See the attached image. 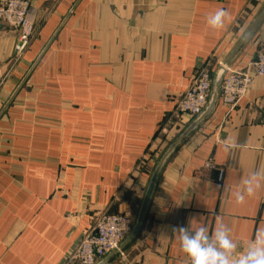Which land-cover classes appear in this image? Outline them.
I'll return each mask as SVG.
<instances>
[{
  "label": "crops",
  "instance_id": "obj_1",
  "mask_svg": "<svg viewBox=\"0 0 264 264\" xmlns=\"http://www.w3.org/2000/svg\"><path fill=\"white\" fill-rule=\"evenodd\" d=\"M263 5L30 0L35 34L20 57L17 31L0 23V264H74L102 213L135 218L158 159L194 119L177 101L200 69L215 73ZM221 8L225 26L213 29L207 18ZM260 50L264 20L232 67ZM209 159L225 169L222 182ZM254 172L264 173L261 76L177 149L141 233L112 264H191L172 231L191 223L209 234L222 223L242 251L264 227V182L242 205L233 195Z\"/></svg>",
  "mask_w": 264,
  "mask_h": 264
},
{
  "label": "built area",
  "instance_id": "obj_2",
  "mask_svg": "<svg viewBox=\"0 0 264 264\" xmlns=\"http://www.w3.org/2000/svg\"><path fill=\"white\" fill-rule=\"evenodd\" d=\"M29 10L30 0H0V23L18 33L15 57H20L26 51L35 34V25L29 18ZM213 75L208 67L196 73L190 86L176 103V112L179 115L193 119L204 110L210 97ZM255 76L264 77V50H260L245 67L228 69L221 87L222 104L229 110L234 109L248 95ZM204 166L217 170L219 182L223 181V167H217L212 159L206 161ZM134 219L128 212L102 213L95 226L83 234L67 262L97 264L126 238Z\"/></svg>",
  "mask_w": 264,
  "mask_h": 264
},
{
  "label": "clouds",
  "instance_id": "obj_3",
  "mask_svg": "<svg viewBox=\"0 0 264 264\" xmlns=\"http://www.w3.org/2000/svg\"><path fill=\"white\" fill-rule=\"evenodd\" d=\"M227 17L224 9H217L209 14L207 24L213 29H222ZM225 146L230 149L237 145L225 141ZM262 182L264 173L261 172H254L244 179L241 187L233 193L236 204H244L246 197H252ZM172 231L191 264H264V227L257 228L254 238L246 243L242 251H238V243L231 238L230 229L222 223L211 234L205 225L193 228L192 223L190 227H173Z\"/></svg>",
  "mask_w": 264,
  "mask_h": 264
},
{
  "label": "water",
  "instance_id": "obj_4",
  "mask_svg": "<svg viewBox=\"0 0 264 264\" xmlns=\"http://www.w3.org/2000/svg\"><path fill=\"white\" fill-rule=\"evenodd\" d=\"M264 20V5L261 10L258 12L257 16L245 31L240 40L236 43L234 48L231 50L229 55L223 60L218 66L217 70L213 75L211 93L208 100V103L204 110L197 115L178 135L177 137L169 144V146L162 153L160 158L158 159L152 173L150 175L148 185L144 192L143 198L140 203V207L138 209L137 215L134 219V223L130 233L126 236V238L120 243V245L107 254L104 258H102L97 264H112L117 258L125 254V252L130 248L133 242L137 239L139 234L141 233L144 223L146 221L147 214L149 212V208L151 206L154 193L157 188V184L162 175V172L167 165L168 161L177 151V149L185 142L186 139L190 137L204 122H206L216 110L220 97H221V87L223 83V79L229 68L232 67L233 63L241 53V51L245 48L251 38L254 36L259 26ZM13 97L8 102V105L11 103ZM7 105V106H8ZM7 106L5 108H7ZM5 110V109H4ZM3 110V112H4ZM2 112V113H3ZM1 113V114H2Z\"/></svg>",
  "mask_w": 264,
  "mask_h": 264
}]
</instances>
